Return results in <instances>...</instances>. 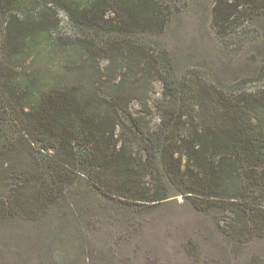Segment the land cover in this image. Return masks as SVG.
Masks as SVG:
<instances>
[{
  "label": "trees",
  "instance_id": "1",
  "mask_svg": "<svg viewBox=\"0 0 264 264\" xmlns=\"http://www.w3.org/2000/svg\"><path fill=\"white\" fill-rule=\"evenodd\" d=\"M184 4L173 0L165 10L159 0H0V177L22 176L0 200V223L15 212L58 207L70 185L87 180L85 167L88 182L106 196L149 207L166 199L173 183L197 208L226 204L235 213L233 233L264 235V101L214 93L170 63L161 69L155 123L148 103L153 70L145 63L163 68L165 56L143 46L108 52L56 35L64 24L56 6L89 26L108 21L121 31H162ZM243 4L264 17V0H216L214 14L228 21ZM108 11L113 15L105 17ZM134 99L142 111L133 110ZM9 124L19 131L13 138ZM251 264L264 259L256 255Z\"/></svg>",
  "mask_w": 264,
  "mask_h": 264
},
{
  "label": "rangeland",
  "instance_id": "2",
  "mask_svg": "<svg viewBox=\"0 0 264 264\" xmlns=\"http://www.w3.org/2000/svg\"><path fill=\"white\" fill-rule=\"evenodd\" d=\"M159 1L165 10L173 6V0ZM215 1L185 0L162 31H121L108 21L89 26L72 21L56 6L64 22L56 35L91 40L110 48L108 52L143 46L148 55L165 56L163 68L156 61L145 63L153 70L148 103L155 123L160 120L156 104L165 89L160 73L170 63L184 80L189 73L197 74L214 93L237 98L244 92L246 100L264 101V17L256 10L245 11L243 4L242 12L219 21ZM108 63L109 58H101L102 66ZM131 107L143 110L137 99ZM6 129L11 138L19 132L14 124ZM179 135H187L183 124ZM80 171L87 180L70 185L58 207L33 216L15 212L0 223V264H251L256 255L264 259V235L233 233L235 213L226 204L197 208L172 183L166 199L145 207L104 195L88 182L90 170ZM21 178L10 172L0 177V200L9 199ZM260 202L264 207V199ZM247 211H254L250 203Z\"/></svg>",
  "mask_w": 264,
  "mask_h": 264
}]
</instances>
